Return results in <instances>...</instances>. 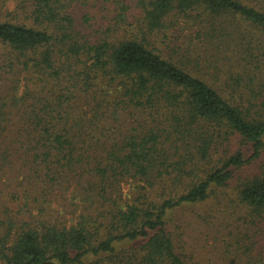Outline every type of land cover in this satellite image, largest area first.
<instances>
[{
	"label": "trees",
	"instance_id": "1",
	"mask_svg": "<svg viewBox=\"0 0 264 264\" xmlns=\"http://www.w3.org/2000/svg\"><path fill=\"white\" fill-rule=\"evenodd\" d=\"M0 264H264V0H0Z\"/></svg>",
	"mask_w": 264,
	"mask_h": 264
},
{
	"label": "rangeland",
	"instance_id": "2",
	"mask_svg": "<svg viewBox=\"0 0 264 264\" xmlns=\"http://www.w3.org/2000/svg\"><path fill=\"white\" fill-rule=\"evenodd\" d=\"M10 4H11V3H10ZM113 15H114V14H111V16L108 18L109 21H111V19L113 18ZM99 16H101V14H99ZM109 21H107V23H108ZM160 43H161V40H160V42H159V44H158L159 48L164 49L166 46H165V45H160Z\"/></svg>",
	"mask_w": 264,
	"mask_h": 264
}]
</instances>
